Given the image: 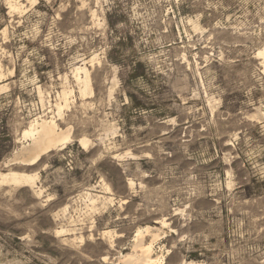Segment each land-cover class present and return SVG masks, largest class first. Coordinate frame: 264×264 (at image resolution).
<instances>
[{
	"label": "rangeland",
	"instance_id": "374dc122",
	"mask_svg": "<svg viewBox=\"0 0 264 264\" xmlns=\"http://www.w3.org/2000/svg\"><path fill=\"white\" fill-rule=\"evenodd\" d=\"M263 46L264 0H0V173L35 177L0 176V264H121L147 226L158 264H264Z\"/></svg>",
	"mask_w": 264,
	"mask_h": 264
},
{
	"label": "bare ground",
	"instance_id": "6f19581e",
	"mask_svg": "<svg viewBox=\"0 0 264 264\" xmlns=\"http://www.w3.org/2000/svg\"><path fill=\"white\" fill-rule=\"evenodd\" d=\"M258 55L264 56V46L258 50ZM86 68L87 67H81V66L77 68L79 72L80 71L84 72L85 77L83 79V83H84L83 90H84L85 95L87 93L89 94V92H91L92 90L89 71ZM23 138L24 139L28 138L30 142L27 145L25 143V146L23 147L21 146L22 149H20L18 152H15V154L18 157L21 156L19 158L21 162L31 165V164L36 163L48 151L53 150V149L59 150V148L61 149L64 146H66L65 144L71 139V131L70 130H65V131L59 130L55 120L53 119L43 120L41 123H38V121L33 124L31 123L30 127L26 128L23 131ZM84 143H86V141H84ZM30 175L31 174L27 175L25 173L23 174V173H18V172H11L8 174L0 173L1 177L4 176L8 179L11 178L14 182L23 181L26 179L31 180L35 178V177L32 178ZM146 232L148 233L152 232L150 226H147L143 230H138L136 234L135 242L133 244V251L123 256L120 259L119 262H121V264H158L160 257L158 258L154 256L153 243L151 242L150 244H145L144 242V233ZM152 236H153V240H156V238L159 237V234L153 233Z\"/></svg>",
	"mask_w": 264,
	"mask_h": 264
}]
</instances>
